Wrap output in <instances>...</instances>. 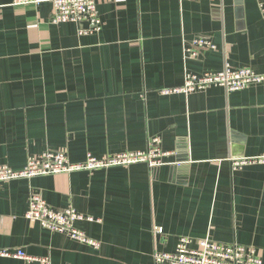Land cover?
<instances>
[{"label":"crops","instance_id":"0c3cea01","mask_svg":"<svg viewBox=\"0 0 264 264\" xmlns=\"http://www.w3.org/2000/svg\"><path fill=\"white\" fill-rule=\"evenodd\" d=\"M11 2L0 0V165L17 171L49 151L71 163L144 152L153 138L166 155L158 168L0 183V252L50 264H153L180 238L210 239L252 247L264 264V164L231 162L264 155V82L160 94L186 73L225 64L264 75L260 0H97L101 29L87 35L76 23L51 24L49 4ZM199 38L215 49L190 57ZM31 194L82 215L75 226L97 247L29 222ZM0 264L40 263L0 256Z\"/></svg>","mask_w":264,"mask_h":264},{"label":"built area","instance_id":"2783aa9c","mask_svg":"<svg viewBox=\"0 0 264 264\" xmlns=\"http://www.w3.org/2000/svg\"><path fill=\"white\" fill-rule=\"evenodd\" d=\"M112 1V0H104ZM221 2L222 0H208ZM49 4L53 10L50 23H76L81 26L80 34L96 33L101 29V21L97 12V0H12L11 6H27ZM259 8L264 11V0H260ZM83 25H86L83 28ZM198 49L214 50L215 46L207 39L199 38L192 41L186 53L190 57L197 56ZM264 82V75H258L247 68H232L225 64L218 72H206L201 75L186 73L180 87L162 89L161 95H189L204 91L210 87H222L227 92L243 90L249 86ZM160 141L153 138L144 152H122L102 158L87 155L84 162L71 163L63 151H49L41 155L29 157L26 165L20 170H12L0 165V183L20 179H33L49 175H68L75 172H91L113 167H128L136 164H146L149 168L162 165L166 153L159 148ZM232 168L241 169L245 165L264 164V155L252 158L233 159ZM25 218L40 227L63 234L72 240L97 247V243L88 239L77 227V221L84 220L82 215L73 209L54 210L37 194H31L28 200ZM92 221V219L85 218ZM160 231V230H158ZM187 238L177 241L174 252L153 254V264H262L260 256L254 248L238 244H225L204 239L192 245ZM0 256L22 259L27 262L38 261L40 264H50L47 259H35L22 252H0Z\"/></svg>","mask_w":264,"mask_h":264}]
</instances>
